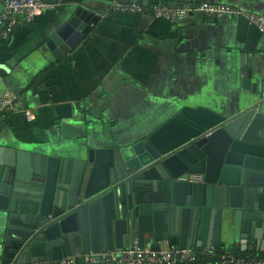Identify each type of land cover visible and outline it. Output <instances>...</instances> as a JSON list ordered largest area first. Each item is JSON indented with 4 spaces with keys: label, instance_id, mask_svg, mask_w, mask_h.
Here are the masks:
<instances>
[{
    "label": "water",
    "instance_id": "water-1",
    "mask_svg": "<svg viewBox=\"0 0 264 264\" xmlns=\"http://www.w3.org/2000/svg\"><path fill=\"white\" fill-rule=\"evenodd\" d=\"M61 2L79 5L54 38L69 54L98 17L84 0ZM0 212L3 264L163 243L222 253L240 228L264 253V93L234 115L185 107L142 140L100 142L78 161L0 147Z\"/></svg>",
    "mask_w": 264,
    "mask_h": 264
},
{
    "label": "crops",
    "instance_id": "crops-1",
    "mask_svg": "<svg viewBox=\"0 0 264 264\" xmlns=\"http://www.w3.org/2000/svg\"><path fill=\"white\" fill-rule=\"evenodd\" d=\"M84 2L98 22L69 54L54 38L79 5L61 0H46L50 8L0 43V98L16 99L14 110L0 109L1 148L78 161L100 142L142 140L185 107L234 115L262 98L264 34L256 26L243 18L203 13L204 18L194 14L170 23L154 18L150 7L214 3L264 15V0ZM115 2L140 4L146 11L120 12ZM7 229V215L0 212V264ZM253 244L240 228L232 250L192 248L197 252L193 264H223L218 255L264 257L250 251ZM80 257L78 264H88L87 255Z\"/></svg>",
    "mask_w": 264,
    "mask_h": 264
},
{
    "label": "built area",
    "instance_id": "built-area-1",
    "mask_svg": "<svg viewBox=\"0 0 264 264\" xmlns=\"http://www.w3.org/2000/svg\"><path fill=\"white\" fill-rule=\"evenodd\" d=\"M2 10L0 12V43L11 40L15 29L21 24L31 23L43 10L50 8L46 0H0ZM114 9L124 13L142 14L146 11L140 4L122 5L115 2ZM151 15L156 19H162L170 23H176L181 19L194 14L203 13L207 18L216 15H228L234 18H243L250 24L256 26L264 34V15L253 14L235 8L230 5L203 3L194 6L181 8L171 7L164 3H154L150 7ZM16 99L14 96L4 95L0 98L1 110H14ZM28 120H31V113L26 111ZM180 181L189 183L202 182L203 177L197 174H187L179 178ZM223 264H263L264 257L258 259L243 258L234 256H222ZM197 260V252L192 248L181 249L171 247L160 250H141L138 247H129L117 251H105L101 253H90L87 255L88 264H193ZM29 264H78L77 258L66 257L61 260L50 258L39 261L34 260Z\"/></svg>",
    "mask_w": 264,
    "mask_h": 264
},
{
    "label": "trees",
    "instance_id": "trees-1",
    "mask_svg": "<svg viewBox=\"0 0 264 264\" xmlns=\"http://www.w3.org/2000/svg\"><path fill=\"white\" fill-rule=\"evenodd\" d=\"M222 253H224V252H222ZM222 253H221V254H222ZM236 256L238 257V255H236ZM250 256H251V257H256V256H252V255H250ZM218 257L221 258L222 256H221V255H220V256L218 255ZM256 258L261 259V258H263V257H256Z\"/></svg>",
    "mask_w": 264,
    "mask_h": 264
}]
</instances>
